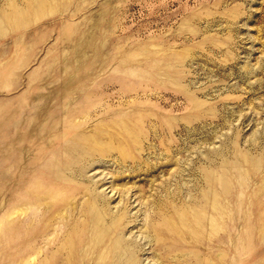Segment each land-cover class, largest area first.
I'll use <instances>...</instances> for the list:
<instances>
[{"label":"rangeland","instance_id":"obj_1","mask_svg":"<svg viewBox=\"0 0 264 264\" xmlns=\"http://www.w3.org/2000/svg\"><path fill=\"white\" fill-rule=\"evenodd\" d=\"M0 22V264L111 258L94 196L136 264H264V0H0Z\"/></svg>","mask_w":264,"mask_h":264},{"label":"bare ground","instance_id":"obj_2","mask_svg":"<svg viewBox=\"0 0 264 264\" xmlns=\"http://www.w3.org/2000/svg\"><path fill=\"white\" fill-rule=\"evenodd\" d=\"M1 24V22H0ZM95 140V139H94ZM96 141V140H95ZM96 144V143H95ZM92 145V144H91ZM77 151V149H76ZM80 151V150H79ZM78 156V154H77ZM78 160V158L76 159ZM41 190V189H40ZM225 190V186H223L222 184V191ZM40 192V191H39ZM38 192V193H39ZM221 191H218L216 194H212V195H209L207 194L206 192L204 194H202V199L204 202H210L216 210H222L223 206H221L219 203H218V199H217V196L218 194H220ZM38 196V195H37ZM91 198V197H90ZM62 199V198H61ZM93 201H90V203L86 204L87 206V209L84 210V214H89L90 215V218H91V222L93 224L94 227H96L97 229V234H95V236L93 237V239L91 240L92 241V245L91 246H95L98 245V246H102V248L105 249L106 252H109V255L111 258H109L108 260L106 259V255L104 253L105 256L103 255H99V257L97 258V262L98 264H107L109 262H112V264H136V260L134 261L129 259V256L130 255H133L135 254L136 251V247L134 246L135 244H127L125 243L124 239L122 237H117L114 239H111V234H113L116 230L118 231L120 229V226L118 225V223L122 220L123 218V214H120L116 217H112L113 219L111 221H106L104 222V219L102 218V215L99 211H96L95 209L92 208V205H94L93 203H95V200L97 199L95 196L93 197ZM66 200V199H65ZM99 200V199H98ZM56 201V200H55ZM58 201V200H57ZM38 203H36V206L34 208H38L40 205L44 206L45 204V208L46 209H49L50 207H52V205H54L55 203H62V201H59V202H55V203H52L50 202V200H48V197L47 198H44V197H40V201H37ZM88 202V201H87ZM102 205H104L103 203H101ZM31 205V204H30ZM29 205V206H30ZM73 205V204H72ZM70 206V208H68V210L66 209L62 215H60V217L62 219L66 218V217H69L71 216L73 213H74V210L75 208L73 206ZM75 206V205H74ZM32 207V206H30ZM30 207H25V208H22V209H17L15 211H13L11 213V216L12 215H21V214H26L27 211H28V208ZM41 207V206H40ZM33 208V207H32ZM31 208V209H32ZM197 210V209H196ZM82 211V210H80ZM60 212V211H59ZM189 212V211H188ZM204 212V211H203ZM219 212V211H218ZM192 214H195V216H200L201 213L198 212V211H192L191 212ZM61 214V212H60ZM105 215V214H104ZM103 215V216H104ZM117 215V214H116ZM181 216V215H180ZM215 217V215H213ZM85 217V216H84ZM201 218V217H200ZM87 219V218H86ZM202 219V218H201ZM59 220V219H58ZM183 220V219H182ZM61 221V220H60ZM211 221V224L215 227L218 226L219 224V214H216V218H211L210 219ZM178 222V221H177ZM184 224V223H183ZM148 225V223H147ZM154 225V224H153ZM152 225V226H153ZM92 226V228H94ZM102 226V227H100ZM99 227V228H98ZM149 227V225L147 226ZM188 227V226H187ZM82 228V224H81V227H80V224L78 225H75V227L73 226L72 229L69 231V236L73 235L75 237L78 236V233H79V230ZM156 228V227H155ZM154 229H151V230H155ZM215 229V228H214ZM219 229V228H217ZM155 232V231H154ZM116 234H118V232H115ZM156 233V237L158 236V232H155ZM115 234V235H116ZM89 240V239H88ZM75 242L76 241H69L68 243H65L63 245V247L61 248L62 250H65L66 253H71L72 254V251H73V248L75 246ZM80 242V241H79ZM111 242H113L114 244H112ZM162 243V242H161ZM77 244V243H76ZM100 248V247H99ZM60 249V250H61ZM92 249V248H91ZM94 249V247H93ZM92 249V251H93ZM124 253H127V254H130L128 256V258H123L124 256ZM63 254V253H62ZM103 254V253H102ZM83 255H85L83 253ZM126 256V254H125ZM68 257V256H67ZM82 257V256H81ZM109 257V256H108ZM74 258V257H72ZM71 256L68 257L67 259V262L70 264H72V259ZM131 258V256H130ZM136 258V257H135ZM93 260V259H92ZM96 261V259H95ZM138 261V260H137ZM66 262V263H67ZM62 263H63V260H62Z\"/></svg>","mask_w":264,"mask_h":264}]
</instances>
